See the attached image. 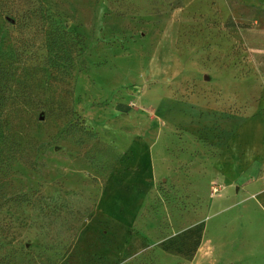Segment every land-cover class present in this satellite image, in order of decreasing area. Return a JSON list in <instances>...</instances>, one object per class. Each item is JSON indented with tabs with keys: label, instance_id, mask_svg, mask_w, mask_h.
I'll use <instances>...</instances> for the list:
<instances>
[{
	"label": "rangeland",
	"instance_id": "374dc122",
	"mask_svg": "<svg viewBox=\"0 0 264 264\" xmlns=\"http://www.w3.org/2000/svg\"><path fill=\"white\" fill-rule=\"evenodd\" d=\"M262 131L264 0H0V264H264Z\"/></svg>",
	"mask_w": 264,
	"mask_h": 264
},
{
	"label": "crops",
	"instance_id": "0c3cea01",
	"mask_svg": "<svg viewBox=\"0 0 264 264\" xmlns=\"http://www.w3.org/2000/svg\"><path fill=\"white\" fill-rule=\"evenodd\" d=\"M243 133H244V131H240L239 134H237L236 136H234L233 138H231V142H230L231 145H234V144L239 145L240 143L241 144L246 143L247 147H250L252 144H255V145L257 144V142L256 143H252V142H247V141L245 142V141H243L244 140L243 139ZM262 134H264V131L259 132L258 137H257V138H259V140H261L262 137H264V135H262ZM228 157H229V155H226L225 154V159H224L223 164H224V166L226 168L234 169V167L236 165L235 164V162H236V159L235 158L236 157H235V155H231L229 158Z\"/></svg>",
	"mask_w": 264,
	"mask_h": 264
},
{
	"label": "trees",
	"instance_id": "16d2710c",
	"mask_svg": "<svg viewBox=\"0 0 264 264\" xmlns=\"http://www.w3.org/2000/svg\"><path fill=\"white\" fill-rule=\"evenodd\" d=\"M200 233H201V226L197 225L195 227L189 228L184 230L181 233V238L184 236H189L193 238V244L192 246H190L189 248V253L191 254L192 252H194V250L197 248L198 243H199V237H200ZM180 237V236H178ZM178 238H173L171 241H176ZM165 245V244H163ZM166 246V245H165ZM164 247V246H163Z\"/></svg>",
	"mask_w": 264,
	"mask_h": 264
},
{
	"label": "built area",
	"instance_id": "2783aa9c",
	"mask_svg": "<svg viewBox=\"0 0 264 264\" xmlns=\"http://www.w3.org/2000/svg\"><path fill=\"white\" fill-rule=\"evenodd\" d=\"M216 190H217V188L214 187V191H216Z\"/></svg>",
	"mask_w": 264,
	"mask_h": 264
}]
</instances>
